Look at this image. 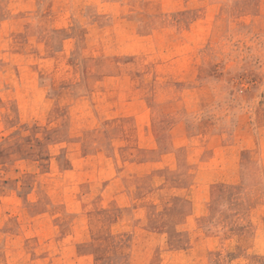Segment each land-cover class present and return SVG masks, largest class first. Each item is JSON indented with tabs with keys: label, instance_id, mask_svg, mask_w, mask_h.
Returning <instances> with one entry per match:
<instances>
[{
	"label": "rangeland",
	"instance_id": "obj_1",
	"mask_svg": "<svg viewBox=\"0 0 264 264\" xmlns=\"http://www.w3.org/2000/svg\"><path fill=\"white\" fill-rule=\"evenodd\" d=\"M0 264H264V0H0Z\"/></svg>",
	"mask_w": 264,
	"mask_h": 264
},
{
	"label": "crops",
	"instance_id": "obj_2",
	"mask_svg": "<svg viewBox=\"0 0 264 264\" xmlns=\"http://www.w3.org/2000/svg\"><path fill=\"white\" fill-rule=\"evenodd\" d=\"M70 170V169H69ZM104 211H101L100 213H103ZM99 226V228L100 229H102L103 227H102V224L101 225H98ZM96 227H97V225H96ZM100 237H101V239H105V238H107V237H112L111 235H105V236H103V234H100ZM97 239H100V238H97ZM107 241V240H106Z\"/></svg>",
	"mask_w": 264,
	"mask_h": 264
}]
</instances>
